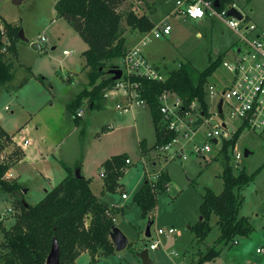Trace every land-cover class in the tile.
<instances>
[{
  "label": "rangeland",
  "instance_id": "374dc122",
  "mask_svg": "<svg viewBox=\"0 0 264 264\" xmlns=\"http://www.w3.org/2000/svg\"><path fill=\"white\" fill-rule=\"evenodd\" d=\"M57 1L24 0L17 6L11 0L0 7L3 8L4 17L19 26L30 41H18L17 60L14 57L8 59L14 64L13 78L7 84H0V129L12 130L22 124V120L25 122L30 118L28 122L40 128L38 136L40 133L43 138L47 135L50 141L59 144L58 150L48 158L50 164H41L38 169L35 167L27 170L21 165L25 152L13 139L16 134L0 131V164L10 163L13 170L5 178L8 181L17 180L23 188L18 197L21 195L27 204L36 205L45 197V189L52 190L62 181V174L66 176L62 162L73 169L80 164L87 176L100 174L101 177L100 164L106 157L128 153L132 158V167L120 180V192H106L103 200L108 201L112 207L125 208V215L115 217V222L130 244L121 252L115 251L105 256L100 253L96 260H93L90 252H84L76 263L142 264L137 253L160 239L161 246L149 250L154 264H191L199 251L206 252L220 236L216 216L212 217L213 230L205 244H197L190 228L201 218L200 206L206 190L210 188L216 194H221L224 189L221 178L222 159L216 155L203 158L194 154L189 155L183 163L179 159H168L160 148L153 149L156 133L149 108L135 107L129 112L119 113L115 106L110 105L114 101L109 97L106 98V106L111 107L103 110H86L88 101H84L81 107L85 110L82 118L87 128L85 135H82L84 126L75 122L68 104L84 89L82 80L73 81L71 74L80 69L84 61L83 52L89 47L71 23L58 17L55 10ZM238 2L234 0L245 15L253 18V23L263 22L264 0ZM176 7V0L159 3L155 7L151 14L154 23L158 26L168 20L173 31L171 35L159 39L151 33L146 45L142 47L145 57L147 54V59L155 61L166 76L186 62L204 71L210 65V59L214 61L223 53L225 59L231 58L232 51H237L235 46L239 44V37L223 20L214 17L196 23L180 13L175 14L173 11ZM131 10L139 15L148 12L144 2L130 0L120 9V13L127 14ZM124 26L126 32H129V38L136 35L135 30L129 28L126 22ZM41 37L48 41L38 42ZM37 42L41 44L42 51L32 48V43ZM128 43H132L131 39ZM65 50L72 51V54L65 56ZM227 78L229 75L222 66L211 77L209 84L222 85ZM6 106L10 107L9 112L4 110ZM107 124H111L113 129L103 132ZM46 127L49 129L47 134L44 129ZM142 140L147 141L149 149L148 155L143 158L140 149ZM195 141L204 142L201 132ZM238 148L244 159L240 164L232 159L234 172L238 174L245 169L248 174L255 175L254 181L242 191L244 204L240 215L251 219L255 232L250 238L238 239L237 245L224 248L214 261L204 264H264V251L258 252V249L264 250V132L245 130ZM191 149L192 143L186 144L187 154H190ZM246 152H250L249 157H245ZM259 169L261 171L257 172ZM37 170L49 174L48 180L41 178ZM162 171L171 178L169 188L158 195L153 213L143 218L141 209L134 202V195L143 187L146 178L151 182L156 181L154 177ZM101 188L98 184L93 186L98 196L101 195ZM122 193H126L127 200L123 199ZM16 203L15 197L0 190V256L5 251V231L13 227L20 212L15 207ZM151 220H154L152 237L146 238V229ZM171 228L181 235L165 234L158 237L160 229L167 231ZM0 264H3L2 261Z\"/></svg>",
  "mask_w": 264,
  "mask_h": 264
},
{
  "label": "trees",
  "instance_id": "16d2710c",
  "mask_svg": "<svg viewBox=\"0 0 264 264\" xmlns=\"http://www.w3.org/2000/svg\"><path fill=\"white\" fill-rule=\"evenodd\" d=\"M3 1L5 0H0V4ZM139 1L147 6L151 0ZM126 2L127 0H59L55 5L58 17L71 23L89 47L83 53L86 67L89 69L86 73L88 83L68 104V110L75 122L84 126L82 135H85L87 124L78 116V112L84 101H88L86 110L106 109L105 95L117 84V80H114L108 71L113 68L120 69V61L129 52L124 22L132 30L143 34L155 28L146 15L139 16L132 10L127 14L120 13ZM234 4V0H219V10H225ZM0 21L6 24L13 43L9 54H16L21 28L5 21L1 14ZM8 55L2 53L0 47L2 85L13 78V62L8 61ZM224 60L225 53L214 61L210 59V65L204 71L197 70L190 62L182 63L169 74L165 82L131 77L133 81L141 83L142 98L152 113L156 133L153 149L167 145L176 136L163 122L160 97L165 92H173L182 99L186 110L196 101L207 112L206 88L211 77L223 66ZM110 130V127H106L103 132ZM243 132L241 128L233 139L225 141L219 155L223 161L221 178L224 189L221 194H216L210 188L206 190L200 206L201 218L190 228L197 244H205L213 230L212 217L216 216L220 236L215 245L208 247L206 252L199 251L196 260L191 264L214 261L224 248L234 246L240 238H250L255 232L251 219L240 215L244 204L242 191L254 181L255 175L248 174L245 169L236 174L232 166L233 148ZM140 149L141 156L146 157L149 152L146 140L140 141ZM128 159L129 154L124 153L111 157L103 164V193H117L121 190L120 180L126 170L132 167L127 164ZM62 166L67 173L66 177L52 190L47 191L39 203L26 206L24 197H18L23 191L22 185L17 180L8 181L5 178L12 165L0 164V190L10 197H15V207L20 210L13 227L5 231V251L0 256V262L3 264H46L55 241L60 250V264H77V259L87 251L91 253L93 260H96L100 253L105 256L116 251L110 236L117 227L115 217L124 216L125 208L110 207L102 202L91 188L92 180L82 174L80 178L77 177L76 171L81 169L80 164L76 165V169L63 162ZM259 171L261 169L257 172ZM158 177L152 182L146 179L143 187L134 195V202L141 209L143 218L156 209L158 195L165 192L171 183L166 172H160Z\"/></svg>",
  "mask_w": 264,
  "mask_h": 264
},
{
  "label": "built area",
  "instance_id": "2783aa9c",
  "mask_svg": "<svg viewBox=\"0 0 264 264\" xmlns=\"http://www.w3.org/2000/svg\"><path fill=\"white\" fill-rule=\"evenodd\" d=\"M176 4L177 12L189 19L200 20L211 16L223 20L238 35L241 45L238 44L237 51H233L231 58H226L223 62V68L229 78L224 80L222 85L217 83L207 85V112L196 101L189 106V110H186L182 99L173 92H165L160 97L163 122L176 134L173 141L160 149L168 159L172 160L185 161L190 154L203 158L219 156L225 141L233 139L241 128L243 131L264 132V30L251 23L241 12L242 20L230 16L231 9L240 11L235 4L222 11L210 0H178ZM171 32L172 26L168 23L156 26L151 32L145 33L121 60L120 69L123 71V76L105 95L106 98L120 99L115 106L119 113L129 112L135 107H147L142 98L141 83L133 81L131 77L157 82L167 80L168 76L145 57L142 47L146 45L151 33L159 39L170 35ZM47 41L45 37L38 40L40 43ZM12 45L6 24L0 21L1 52L8 55ZM70 54V51L64 52L66 56ZM9 110L10 107L5 108V111ZM83 110L78 112L79 117H83L85 112ZM200 132L204 142L195 141ZM190 143L192 149L190 154H187L185 146ZM17 144L24 149L30 141L23 139ZM238 149L237 143L233 148V159L240 164L244 155ZM131 163V159H128L127 164ZM158 178V175L154 177L155 180ZM122 197L128 198L126 193ZM165 234L181 235L175 229L167 231L160 229L157 235L159 237ZM235 244L237 245L238 241ZM160 246L161 240L158 239L149 249L156 250ZM263 251L258 249L259 253Z\"/></svg>",
  "mask_w": 264,
  "mask_h": 264
},
{
  "label": "crops",
  "instance_id": "0c3cea01",
  "mask_svg": "<svg viewBox=\"0 0 264 264\" xmlns=\"http://www.w3.org/2000/svg\"><path fill=\"white\" fill-rule=\"evenodd\" d=\"M9 1H11V0H5V1H3L1 4H3V3H5V2H9ZM130 0H127V2L124 4V5H126L128 2H129ZM167 1H169V0H151L150 2H149V4L150 5H147L146 7H147V9H148V12L147 13H144V14H142V15H146V16H148L149 17V19L153 22V24H154V26L156 27L157 25L154 23V21H153V19L151 18V14L154 12V9H155V7L159 4V3H164V2H167ZM177 1L178 0H176V3H177ZM237 1V3H239L238 2V0H236ZM58 2V1H57ZM56 2V3H57ZM235 4L236 6H237V8L240 10V12L244 15V16H246V17H248V19H249V21L251 22V23H253V18L252 17H250V16H248V15H245V13L243 12V10L242 9H240L239 8V6H238V4ZM1 4H0V7H1ZM56 5V4H55ZM177 5V4H176ZM3 9V8H2ZM2 9H0V14L2 15V17H3V19L5 20V21H7L8 23H10V24H13V22H9L8 21V19L7 18H5L4 17V15H3V13H2ZM135 11V10H134ZM175 14L177 13L178 14V12H177V7H176V9L173 11ZM135 13L137 14V15H139V13H137L136 11H135ZM139 16H141V15H139ZM187 18V17H186ZM208 18H214V17H211V16H206V18H204V19H208ZM216 18V17H215ZM187 19H189V18H187ZM204 19H200V20H192V19H189V20H192V21H194V22H196V23H199V22H201L202 20H204ZM168 20H165V21H163L162 23H168L167 22ZM262 21V20H261ZM161 23V24H162ZM256 23V22H255ZM255 23H253V24H255ZM160 24V25H161ZM169 24V23H168ZM169 25H171V24H169ZM255 25H257L261 30H264V19H263V22H258L257 24H255ZM172 26V25H171ZM172 31H173V27H172ZM138 30H135V34L136 35H134V36H132L134 39H132V37L131 38H129L130 36H129V32H126L125 33V38H126V45H127V47H128V49H130V48H132L133 46H135L136 45V42L138 41V39L140 38V37H142V36H140V35H144L143 33H141V32H139ZM171 34H172V32H171ZM170 34V35H171ZM169 36V35H168ZM198 36L199 37H201V35L200 34H198ZM131 39V41H132V43H130V45H129V43H128V40H130ZM18 43V42H17ZM17 45V44H16ZM236 47V46H235ZM234 49V48H233ZM88 50V49H87ZM87 50H85L84 52H86ZM16 51H17V49H16ZM65 51H68V50H65ZM64 51V52H65ZM71 52V54H72V51H70ZM83 52V53H84ZM232 53H233V51H232ZM231 53V54H232ZM70 54V55H71ZM146 54V53H145ZM231 54H230V56H231ZM17 54H9L8 55V57H14L16 60H17V56H16ZM70 55H68V56H70ZM66 56V55H65ZM146 57H147V54H146ZM83 58H84V56H83ZM228 58V57H227ZM149 59V58H148ZM12 61V60H11ZM149 61L157 68V69H159L160 71H162V68L158 65V64H156L155 63V61H152V60H150L149 59ZM186 63H188V62H186ZM14 65V64H13ZM15 67V66H14ZM180 67V66H179ZM86 71H87V67H86V59L84 58V61L82 62V66L80 67V69L78 70V71H76L73 75L71 74V77H73L74 79H73V81L75 80V79H77V80H79L80 81V79L82 80V85H84V88H85V86L87 85V83H88V80H87V78L85 77L86 76ZM72 81V82H73ZM81 82V81H80ZM110 100L111 101H114V104H110L111 106L113 105V106H116V104L118 103V101L120 100V99H118V98H115V97H112V98H110ZM110 105H108V106H106V109H108V107H111ZM7 107V106H6ZM5 107V108H6ZM116 108V107H115ZM146 108H148V107H146ZM5 110V109H4ZM10 111V110H9ZM9 111H7V112H9ZM0 119H1V114H0ZM29 120H30V118H29ZM29 120H26L25 122H23V120H22V124H20V125H17L14 129H12V130H7L6 128H1L0 129V131H2V130H5V132L7 131V132H10V133H13V134H16V135H14V137H13V139H14V141L15 142H19V143H21L22 141H23V139H26V140H28V141H30V144L29 145H27V146H25V148L23 149V151L25 152V155H24V160L22 161V166H25L26 168H27V170L29 169V168H35V167H37V169H38V165H41V164H45V165H47V164H50L49 163V160H48V158L52 155H54V152H56L57 150H58V148H59V144H54L52 141H50V139H49V137L47 136V135H45L44 136V138H43V135L40 133V135L38 136V133H39V127H37V126H35L34 124H30L28 121ZM106 127H110L111 129H113V127H112V125L111 124H107L104 128H106ZM42 129H43V127H42ZM45 129V131H46V134H47V131L49 130L48 129V127H46V128H44ZM99 133V132H98ZM100 135V134H99ZM56 145V146H55ZM124 154V153H123ZM128 154V153H127ZM116 155H121V154H116ZM113 156H115V155H113ZM113 156H110V157H106L104 160H103V162H101V164H100V171H101V177H100V174H98L97 176H87L86 174H84V171L81 169V174L85 177V178H87V179H91L92 180V183H91V188H92V190H93V192H94V194L97 196V197H100L101 198V201L102 202H105V203H107L109 206H111L110 204H109V202L108 201H105V200H103V198H104V193H103V191H104V179H103V176H102V169H103V164L108 160V159H110L111 157H113ZM130 156V155H129ZM190 156H191V154H190ZM142 157V156H141ZM143 158V157H142ZM142 158H140V159H142ZM130 159L132 160V158H131V156H130ZM181 162L183 161V160H180ZM61 163V162H60ZM63 163H65V162H63ZM183 163V162H182ZM131 165H132V163H131ZM69 166V165H68ZM154 166H157V163H154ZM63 167V166H62ZM64 169V168H63ZM129 170V169H128ZM11 171H13V170H11ZM38 171V173H39V176L41 177V178H46L47 180H48V176L47 175H49V174H44V173H42V172H39L40 170H37ZM126 172H127V170H126ZM126 174V173H125ZM67 175V174H66ZM62 177H63V179L66 177V176H64L63 174H62ZM62 179V180H63ZM147 179V178H146ZM171 179V178H170ZM123 180V178L121 179V181ZM95 184H98V186L99 187H101L102 186V188H101V195L99 194V196H98V194L96 193V191H94V189H93V186L95 185ZM47 191H49L48 189H45V192H47ZM120 192V191H119ZM124 193H122V195H123ZM128 199V198H127ZM127 199H125V200H127ZM112 207V206H111ZM114 207H117V206H114ZM153 213V212H152ZM153 223H154V220H151ZM150 221V222H151ZM217 222V221H216ZM118 227V226H117ZM119 228V227H118ZM120 229V228H119ZM172 229V228H171ZM121 230V229H120ZM151 233H152V229H151ZM152 237V236H151Z\"/></svg>",
  "mask_w": 264,
  "mask_h": 264
},
{
  "label": "water",
  "instance_id": "95a60500",
  "mask_svg": "<svg viewBox=\"0 0 264 264\" xmlns=\"http://www.w3.org/2000/svg\"><path fill=\"white\" fill-rule=\"evenodd\" d=\"M23 2H24V0H12V3L14 5H17V6L21 5ZM215 6L217 8L220 7L219 6V0H216ZM229 15L234 17V18H237L239 20H242V18H243V15L240 13V11H238L235 8H233L229 11ZM19 37H20L21 41H24L26 43H30V41L26 38V36L24 35V32L22 30L19 33ZM31 46L34 50H37V51H42V49H43L41 44L38 42L32 43ZM108 72L110 75L113 76L114 80H120L123 76V71L121 69L113 68V69H110ZM221 106H222V104H221ZM215 143H217V142L215 141ZM249 156H250V152H246L245 157H249ZM76 175L79 178L81 177V170L80 169H78L76 171ZM25 193H26V191H25ZM25 205L28 206V204L26 202H25ZM153 224L154 223L152 221L149 222L147 229H146V233H145L146 238H151V236H152L151 229H152ZM110 238H111V240L115 246V250L117 252H121V251L125 250L130 244L129 239L126 237V235L118 227H115L113 229ZM149 250H150L149 247L146 246L145 249H143L142 251L137 253V257L140 259L142 264H154L150 258ZM46 264H60V250H59V246H58L57 241H55L53 244L52 250L48 256Z\"/></svg>",
  "mask_w": 264,
  "mask_h": 264
}]
</instances>
